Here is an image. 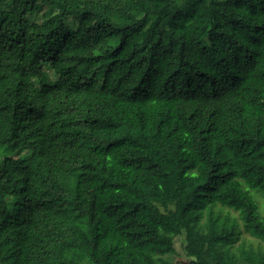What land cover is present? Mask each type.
Returning a JSON list of instances; mask_svg holds the SVG:
<instances>
[{
  "label": "trees",
  "instance_id": "1",
  "mask_svg": "<svg viewBox=\"0 0 264 264\" xmlns=\"http://www.w3.org/2000/svg\"><path fill=\"white\" fill-rule=\"evenodd\" d=\"M259 196L264 0H0V264H264Z\"/></svg>",
  "mask_w": 264,
  "mask_h": 264
},
{
  "label": "rangeland",
  "instance_id": "2",
  "mask_svg": "<svg viewBox=\"0 0 264 264\" xmlns=\"http://www.w3.org/2000/svg\"><path fill=\"white\" fill-rule=\"evenodd\" d=\"M46 10H47V6L43 5V7L40 10V12L38 14H36V15L31 16L30 18L33 21H42L43 19L46 18V15H45V11ZM55 10L56 9H54L53 12ZM36 149H38V147H36ZM257 200H258V198H257ZM259 204L261 206V209L264 210V198L261 197V196H259ZM225 214H227V213L225 212ZM229 215H231L230 216L231 219H229V223H233V219L239 218L238 213L235 212L234 210H231L229 212ZM235 224H234V226H236V228L238 230L237 231V235H239L241 237V238H239L237 240V242H235L236 245H239L240 243H243L245 241H246V243H248L249 241L253 242V244L255 246L258 245L257 240L253 236H251L249 234V232L245 231L243 224L239 225V223H236V222H235ZM262 243H263V246H264V242H262ZM183 244H184L183 243V237H177L176 241H175V247H176L175 253H171V254H168V255L164 256V259L167 262L166 263H162V264H193L191 259L187 256Z\"/></svg>",
  "mask_w": 264,
  "mask_h": 264
}]
</instances>
